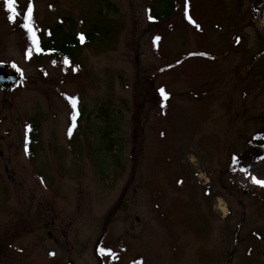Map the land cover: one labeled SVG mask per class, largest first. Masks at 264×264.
<instances>
[{
    "label": "rangeland",
    "instance_id": "1",
    "mask_svg": "<svg viewBox=\"0 0 264 264\" xmlns=\"http://www.w3.org/2000/svg\"><path fill=\"white\" fill-rule=\"evenodd\" d=\"M256 1L172 0L155 19L159 0H30L35 37L79 34L65 63L33 57L29 0H0L18 72L0 85V264H264Z\"/></svg>",
    "mask_w": 264,
    "mask_h": 264
},
{
    "label": "trees",
    "instance_id": "2",
    "mask_svg": "<svg viewBox=\"0 0 264 264\" xmlns=\"http://www.w3.org/2000/svg\"><path fill=\"white\" fill-rule=\"evenodd\" d=\"M162 7H160V11L153 14L154 18L160 19L165 18L171 14L172 8L174 7L172 0H159ZM259 13L264 17V0L256 1ZM261 16V17H262ZM93 29V25H92ZM72 30V29H71ZM107 31V30H106ZM104 31V35L108 36L107 32ZM100 33L93 32L92 30L81 33L83 36V41L87 43L91 40L93 36ZM36 38L38 42V47L34 44L33 49V57L42 58L48 56L56 61L68 59L74 60L78 57L79 49H80V39L79 34H76L72 31L64 30L60 24H56L54 26L47 27V30L43 36L41 34L36 33ZM260 39L263 41L264 46V34H261ZM264 52V48L262 49ZM264 77V70H263ZM110 132V131H109ZM258 137L255 138L252 142V147L248 149L250 153H255L256 151H260V147L264 146V125L261 130L258 131ZM30 140L32 144L35 143V139L37 137V122L31 123L30 125ZM114 144V140L109 138V150L112 149V145ZM34 145V144H33ZM31 149V147H30ZM256 149V150H255Z\"/></svg>",
    "mask_w": 264,
    "mask_h": 264
},
{
    "label": "snow or ice",
    "instance_id": "3",
    "mask_svg": "<svg viewBox=\"0 0 264 264\" xmlns=\"http://www.w3.org/2000/svg\"><path fill=\"white\" fill-rule=\"evenodd\" d=\"M15 4H16V0H5V6L9 9L10 13L16 14ZM31 12H32V7H31V3H30V0H29V5H28V8H27L28 15L25 17V21L26 22H25V24L23 26L25 28H27L30 33H32L33 42L38 47L39 45H38V42H37V38L35 37L34 29L32 28L31 23H30V21H31ZM9 19L10 20L14 19V15H9ZM150 19H151V17H150ZM189 19L191 20V17H189ZM192 22L195 23L194 21H192ZM81 39L83 40V36L82 35H81ZM156 39H159V37H157ZM65 63H68L67 58L65 59ZM160 92H161L162 96L167 97L168 94L164 91L163 88L160 89ZM70 99L72 100L73 107H75V98L73 97V98H70ZM69 133H71V128H69ZM252 179H253L254 183H257V184H260V185L264 186V180H259L256 177H253ZM100 251L103 252L105 250L104 249H100ZM108 251H110V250H108Z\"/></svg>",
    "mask_w": 264,
    "mask_h": 264
},
{
    "label": "water",
    "instance_id": "4",
    "mask_svg": "<svg viewBox=\"0 0 264 264\" xmlns=\"http://www.w3.org/2000/svg\"><path fill=\"white\" fill-rule=\"evenodd\" d=\"M7 64L0 61V85L3 87H10L17 81L16 71H7Z\"/></svg>",
    "mask_w": 264,
    "mask_h": 264
}]
</instances>
